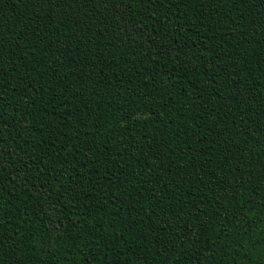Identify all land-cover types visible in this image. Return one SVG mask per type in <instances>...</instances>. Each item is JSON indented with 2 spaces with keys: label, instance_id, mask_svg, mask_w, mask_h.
I'll return each instance as SVG.
<instances>
[{
  "label": "trees",
  "instance_id": "trees-1",
  "mask_svg": "<svg viewBox=\"0 0 264 264\" xmlns=\"http://www.w3.org/2000/svg\"><path fill=\"white\" fill-rule=\"evenodd\" d=\"M0 264H264V0H0Z\"/></svg>",
  "mask_w": 264,
  "mask_h": 264
}]
</instances>
